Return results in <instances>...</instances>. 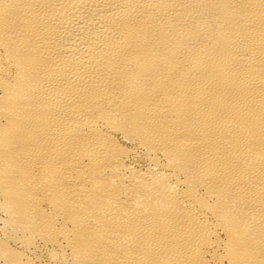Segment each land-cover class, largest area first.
Instances as JSON below:
<instances>
[{"label":"bare ground","instance_id":"bare-ground-1","mask_svg":"<svg viewBox=\"0 0 264 264\" xmlns=\"http://www.w3.org/2000/svg\"><path fill=\"white\" fill-rule=\"evenodd\" d=\"M0 264H264V0H0Z\"/></svg>","mask_w":264,"mask_h":264}]
</instances>
